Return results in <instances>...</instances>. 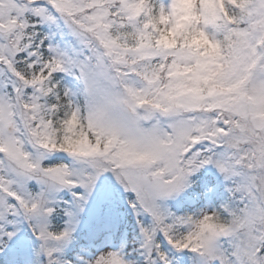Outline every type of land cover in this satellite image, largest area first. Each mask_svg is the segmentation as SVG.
<instances>
[{
    "label": "snow or ice",
    "instance_id": "6c2138e0",
    "mask_svg": "<svg viewBox=\"0 0 264 264\" xmlns=\"http://www.w3.org/2000/svg\"><path fill=\"white\" fill-rule=\"evenodd\" d=\"M0 264H264V0H0Z\"/></svg>",
    "mask_w": 264,
    "mask_h": 264
}]
</instances>
